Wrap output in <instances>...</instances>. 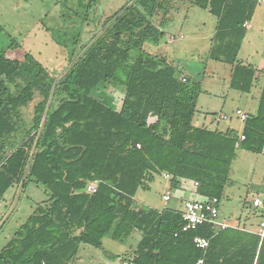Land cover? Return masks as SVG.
<instances>
[{
	"label": "trees",
	"instance_id": "1",
	"mask_svg": "<svg viewBox=\"0 0 264 264\" xmlns=\"http://www.w3.org/2000/svg\"><path fill=\"white\" fill-rule=\"evenodd\" d=\"M178 1L126 5L58 79L29 53L23 60L0 54V203L15 187L14 204L19 188L23 194L31 184L49 196L0 250V264H72L83 245L101 249L107 236L122 242L134 232L140 239L132 264H195L201 258L204 264H264L257 235L232 227L216 232L210 225L183 233L180 210L135 206L138 191L164 174L171 176V191L197 182V195L221 201L237 149L264 150V83L257 112L248 115L241 134L195 127L201 84L146 51L160 44ZM259 1H192L217 19L210 60L230 66V88L245 94L255 87L256 69L238 56L244 24ZM99 3L84 6L93 10ZM158 11L163 15L156 25ZM108 83L123 91L119 109L92 96ZM30 105L31 126L22 117ZM95 181L97 192L89 194ZM196 236L209 240L205 253L195 246Z\"/></svg>",
	"mask_w": 264,
	"mask_h": 264
},
{
	"label": "rangeland",
	"instance_id": "2",
	"mask_svg": "<svg viewBox=\"0 0 264 264\" xmlns=\"http://www.w3.org/2000/svg\"><path fill=\"white\" fill-rule=\"evenodd\" d=\"M134 1L100 0L97 8L92 10L84 6L89 0H0V54L6 51L8 57L23 60L25 54L29 53L58 79L91 41L102 33L106 20L126 5L134 4ZM192 1L176 2V10L171 14L172 21L164 29L165 34L160 44H149L145 49L159 56H162L158 54L159 51L167 50L171 64L175 66L177 61H181L184 68L178 69L184 74H190L201 84L202 93L193 121L195 125L216 124L221 114H227L231 116V120L219 121L220 127L229 125L240 131L243 123L234 113L238 107L252 113V95L232 90L229 86L230 66L210 60L209 50L217 19L208 11L194 6ZM162 15L158 11L152 20L153 23L159 25ZM251 26L253 29H249V25L247 27L249 30L238 56V61L244 64H257V59L261 58L264 33L259 32V29L264 27V0L259 1ZM177 34L183 35L184 39L177 37ZM257 36V39H253ZM58 42L62 44L58 45ZM72 48L76 50L73 51ZM258 49L259 57L256 56ZM186 74L184 77H190ZM259 86L261 80H256L255 90ZM9 87L15 91L14 84H9ZM257 92L258 90L255 94ZM123 95L116 83L104 84L92 93L96 99L113 102L116 109H119ZM33 107L34 105H30L22 109L24 123L30 126ZM15 142L20 145L22 138H16ZM170 179H167L165 174L155 176L147 189L138 191L135 206H147L161 211L166 205L173 204L174 200L165 203L162 199L168 190ZM16 191L15 187L8 191V201ZM170 192L173 193L171 190ZM255 195L264 198V150L257 154L238 148L229 183L220 203L221 219L227 222L242 220L257 226L260 216L251 205ZM48 199L49 196L42 185L31 184L21 197L16 198L14 205L10 203L4 206L0 203V250L14 237L15 232L33 214L36 207ZM179 209H183V205L180 204ZM9 212L10 216L5 218ZM139 235L134 232L122 242L107 236L101 249L83 245L77 261L72 264H132ZM110 255L119 257L111 258Z\"/></svg>",
	"mask_w": 264,
	"mask_h": 264
},
{
	"label": "built area",
	"instance_id": "3",
	"mask_svg": "<svg viewBox=\"0 0 264 264\" xmlns=\"http://www.w3.org/2000/svg\"><path fill=\"white\" fill-rule=\"evenodd\" d=\"M244 27L247 28L248 23L244 24ZM182 81L184 82L185 79L183 78ZM235 116L244 123L248 119V115L239 109L235 111ZM227 118V116H222L223 120H226ZM244 139L245 137L242 136V140ZM138 148H140L139 145ZM165 177L167 179L171 178L168 174H165ZM191 184L194 187L198 186L197 182H192ZM98 185L99 183L96 181L91 182L87 188V192L89 194L96 193ZM172 198L173 195L170 192L162 197L163 201L166 203L171 202ZM220 202L221 201L215 197L208 198L200 196L199 199H185L182 202L183 209L180 210L183 221L180 231L183 233H189L197 231L202 226L210 225L216 232H218L229 227V225L220 220ZM251 205L255 212L260 216L255 234L260 238V242L262 243L264 241V198L261 196L255 197L252 200ZM193 242L195 246L204 253L210 246L209 240L201 236H196ZM195 264H204V258L199 259Z\"/></svg>",
	"mask_w": 264,
	"mask_h": 264
},
{
	"label": "crops",
	"instance_id": "4",
	"mask_svg": "<svg viewBox=\"0 0 264 264\" xmlns=\"http://www.w3.org/2000/svg\"><path fill=\"white\" fill-rule=\"evenodd\" d=\"M248 25H249V29H253V27L251 26V22H248ZM249 29H247V30H249ZM263 30H264V27L263 28H260L259 29V32H262V33H264L263 32ZM179 33V32H178ZM179 34H181V32L179 33ZM215 34V33H214ZM178 35V34H177ZM177 37H180L181 39H184V36L183 35H178ZM213 37H214V35H213ZM258 38V36L257 37H254L253 39H257ZM213 39V38H212ZM212 41V40H211ZM211 44H212V42H211ZM167 50H165V49H163V50H161V51H159V53L158 54H160V55H162V57H164L169 63H171L170 61H169V58H168V54H167ZM259 52H260V49H258V51L256 50V56L257 57H259ZM257 64H253L254 62H249L248 64H244V65H251V66H253L255 69H256V76H255V78H256V80L257 81H260L261 80V86H259L258 87V92H257V94H255V92L257 91V90H255V87L253 88V90H252V93H250V94H248L249 96H251L252 95V99H253V102H254V104H253V107H252V113H249V112H245L244 110H243V108H241V107H238L237 108V110L239 109V110H242L243 112H245L247 115H251V114H255L256 112H257V108H258V104H259V98H260V95H261V91H262V86H263V83H264V43H263V46L261 47V58L259 57L258 59H257ZM175 66H178V68L179 67H183L184 68V66H183V63L181 62V61H177V63H176V65ZM232 69H231V67H230V75L232 76ZM186 74V73H185ZM186 75H188V76H190V77H192L190 74H186ZM230 81H231V78H230ZM230 81H229V86H230ZM254 94V95H253ZM235 114V113H234ZM227 116L228 118L226 119V120H223L222 119V116ZM231 120V116H228L227 114H221L220 115V119H219V121H224V122H226V121H230ZM218 120L216 121V124H210V125H206V124H202V125H200V126H198V125H195L194 124V122H193V125L195 126V127H201V126H206V127H208L209 129H211V130H220V131H222V132H226V131H228V130H234V131H237L239 134H241L242 133V131H243V129H244V125H245V123L244 122H242L243 123V126H242V128H241V130L239 131L238 129H235V128H233V127H230L229 125H227V126H225V127H220V125H219V122ZM240 121V120H239ZM241 122V121H240ZM213 123V122H212ZM165 179V178H164ZM168 181V180H167ZM169 182V181H168ZM19 191H20V189H19ZM19 191H18V196H20V193H19ZM167 192H170V183H169V186H168V190H167ZM166 192V193H167ZM165 193V194H166ZM171 193V192H170ZM164 194V195H165ZM172 195H173V198H172V201L174 200V203L173 204H168V205H166L165 206V208H172V209H177L178 210V208L180 207V204L182 205V202L185 200V199H199L200 198V196L199 195H197L196 193H195V191L192 189V185L189 183V184H183L182 185V189L180 190V191H173V193H171ZM255 197H257L256 195L254 196V198ZM253 198V199H254ZM11 199H12V197H11ZM9 200L8 201V199L6 200V202H3V205L4 206H6V205H8V204H10V203H12V200ZM18 199V198H17ZM252 199V200H253ZM166 203V202H165ZM168 203V202H167ZM180 203V204H179ZM221 203V202H220ZM14 204H15V202H14ZM13 204V205H14ZM14 207V206H13ZM164 208V209H165ZM179 210H182V209H179ZM254 210V209H253ZM10 214H11V212H9L6 216H5V218H8V216H10ZM220 215H221V212H220ZM220 220L222 221V222H224L225 224H227V225H229V227H232V228H236V229H240V230H242V231H245V232H248V233H251V234H254V235H256L255 234V232H256V229H257V226H254V224H249V223H247V222H244V221H242V220H239L238 222H234V221H229V222H227L226 220H223V219H221V217H220Z\"/></svg>",
	"mask_w": 264,
	"mask_h": 264
},
{
	"label": "water",
	"instance_id": "5",
	"mask_svg": "<svg viewBox=\"0 0 264 264\" xmlns=\"http://www.w3.org/2000/svg\"><path fill=\"white\" fill-rule=\"evenodd\" d=\"M21 190H22V187H20V191H19V193H21Z\"/></svg>",
	"mask_w": 264,
	"mask_h": 264
}]
</instances>
